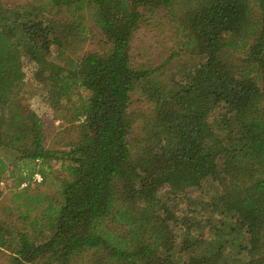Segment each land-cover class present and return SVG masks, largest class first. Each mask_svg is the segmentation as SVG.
<instances>
[{"label": "trees", "instance_id": "obj_1", "mask_svg": "<svg viewBox=\"0 0 264 264\" xmlns=\"http://www.w3.org/2000/svg\"><path fill=\"white\" fill-rule=\"evenodd\" d=\"M156 12L174 47L135 65L131 39ZM89 23L105 48L71 58ZM25 62L43 101L78 121L67 149L45 145ZM134 93L147 112L130 111ZM6 173L24 184L16 221L0 205L7 264H264V0H0Z\"/></svg>", "mask_w": 264, "mask_h": 264}, {"label": "rangeland", "instance_id": "obj_2", "mask_svg": "<svg viewBox=\"0 0 264 264\" xmlns=\"http://www.w3.org/2000/svg\"><path fill=\"white\" fill-rule=\"evenodd\" d=\"M5 5L13 6L17 4H25L31 0H1ZM161 13L156 12L152 19L142 23V25L133 34L130 42V52L135 65H143L148 67L159 66L163 60L168 56L170 48L173 49L174 43L171 39V29L169 25L165 23L164 18H159ZM159 20V22H158ZM158 23V24H157ZM165 23V24H164ZM89 32L86 35V40L83 43L81 49L72 55L71 58H78L80 55L86 52L102 51L105 46L102 43V34L92 23H89ZM167 27V28H166ZM239 55L238 52H234ZM54 54L52 53V56ZM33 65L30 62L24 63V79L21 86V95H23L30 108L42 119L43 128L45 131V145L52 149H67L68 145L78 139V121H68L62 119L61 113L63 111L56 112L49 104L43 101L42 97L37 93L36 82L33 79ZM84 95V93H83ZM150 105L147 104L138 94H132L130 111H142L147 112ZM137 120L136 124L131 132V135L136 134L140 123ZM3 153V152H2ZM52 167L55 169V174H60V163L58 160L51 161ZM10 168L12 165L10 164ZM16 174V171H15ZM6 179L0 183V205L10 206L11 216L9 220L16 221L18 216L17 201H13V193L20 189L24 184L15 186L14 176L10 173H6ZM46 180L40 186V189L45 190L47 193H52L56 183L52 181V177L48 176ZM36 182H39L36 180ZM41 182V181H40ZM34 183V182H33ZM50 183V184H46ZM41 184V183H40ZM188 194V193H187ZM183 201H187L185 198ZM8 253L4 249L0 250V264H7Z\"/></svg>", "mask_w": 264, "mask_h": 264}, {"label": "built area", "instance_id": "obj_3", "mask_svg": "<svg viewBox=\"0 0 264 264\" xmlns=\"http://www.w3.org/2000/svg\"><path fill=\"white\" fill-rule=\"evenodd\" d=\"M33 179H34L35 181H36V180H37V181H40L41 178H40V176H39L38 174H35L34 177H33Z\"/></svg>", "mask_w": 264, "mask_h": 264}]
</instances>
